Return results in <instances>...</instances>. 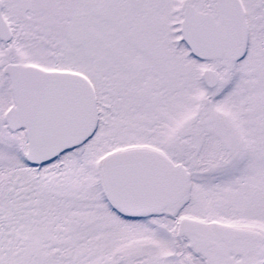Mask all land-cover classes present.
<instances>
[{
	"label": "snow or ice",
	"instance_id": "obj_1",
	"mask_svg": "<svg viewBox=\"0 0 264 264\" xmlns=\"http://www.w3.org/2000/svg\"><path fill=\"white\" fill-rule=\"evenodd\" d=\"M0 264H264V0H0Z\"/></svg>",
	"mask_w": 264,
	"mask_h": 264
}]
</instances>
